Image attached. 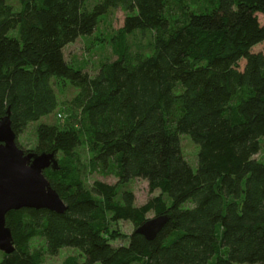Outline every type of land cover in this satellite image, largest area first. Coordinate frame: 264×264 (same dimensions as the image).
<instances>
[{
    "label": "trees",
    "instance_id": "1",
    "mask_svg": "<svg viewBox=\"0 0 264 264\" xmlns=\"http://www.w3.org/2000/svg\"><path fill=\"white\" fill-rule=\"evenodd\" d=\"M9 1L0 0V118L9 114L20 147L27 125L58 105L53 79L76 89L68 107L79 116L64 128L37 125L35 153L55 154L43 174L66 208L8 211L14 249L0 251V264H40L36 237L47 254L80 251L82 263L62 264H264V160L255 158L264 54L251 49L264 41V0H207L181 23L169 17L175 0ZM114 7L124 12L110 38L114 59L94 76L69 66L63 48ZM136 33L148 45H132ZM181 134L198 145L195 170ZM81 145L115 183L86 187ZM133 178L159 194L136 205L122 188ZM149 211L168 216L153 239L136 231ZM119 220L134 228L115 246L104 235Z\"/></svg>",
    "mask_w": 264,
    "mask_h": 264
},
{
    "label": "rangeland",
    "instance_id": "2",
    "mask_svg": "<svg viewBox=\"0 0 264 264\" xmlns=\"http://www.w3.org/2000/svg\"><path fill=\"white\" fill-rule=\"evenodd\" d=\"M211 1L213 2L214 0ZM88 2L91 3L94 2V0H88ZM8 3L11 4L14 9H19L20 7L17 0H11ZM171 3L169 17L172 21L181 23L186 20L190 12H198L203 6L208 4V1L183 0V4H180L178 0H175ZM123 17L124 12L120 8H110L109 11L99 19L96 29L91 35L80 36L63 48V55L66 63L73 68L87 71L91 76L97 74L103 63L114 59L110 47V38L117 27L121 25ZM258 19L261 24H264V15L258 14ZM130 41L132 45L146 46L148 45V35L142 36L139 33H136L130 38ZM251 49L255 52L261 51L264 54V41L254 45ZM243 63L244 61L241 60L240 65L242 66ZM53 86L58 100L56 109L37 122L29 123L23 132L17 137L20 148L25 152H35L37 144L35 129L38 124L45 122L47 124H54L60 128H64L70 125V123L75 122L74 118H78L79 116L78 112L74 113L68 107V102L76 93V89L68 82H63L62 80L57 79H53ZM180 148L186 161L192 169L195 170L197 166L198 145L187 134H181ZM77 150L82 157L81 173L83 174V180L87 188H90L95 180L110 184L116 182L117 179L113 175L93 167L91 162L92 155L86 146L81 145ZM255 158L258 160H264V137L260 140V150L255 155ZM122 188L134 193V203L136 205H141L149 197L159 194L158 190L149 192L147 182L142 178H133L122 184ZM153 216L155 215L152 211H149L146 214L147 218H152ZM133 228L131 222L126 220L110 222L108 230L104 236L115 246L125 244L127 243V237ZM30 245L32 249H38L42 252L40 264H62L63 260L68 256L78 257L79 263H82L83 261L80 251L75 247H62L56 254L51 255L45 253L44 242L40 237L33 238ZM94 264L99 263L96 262Z\"/></svg>",
    "mask_w": 264,
    "mask_h": 264
},
{
    "label": "water",
    "instance_id": "3",
    "mask_svg": "<svg viewBox=\"0 0 264 264\" xmlns=\"http://www.w3.org/2000/svg\"><path fill=\"white\" fill-rule=\"evenodd\" d=\"M53 152H25L16 143L9 114L0 118V251L14 249L5 214L22 207L48 209L61 213L66 206L50 186L43 169L55 167ZM168 220L167 214L147 218L136 231L146 239H153Z\"/></svg>",
    "mask_w": 264,
    "mask_h": 264
},
{
    "label": "built area",
    "instance_id": "4",
    "mask_svg": "<svg viewBox=\"0 0 264 264\" xmlns=\"http://www.w3.org/2000/svg\"><path fill=\"white\" fill-rule=\"evenodd\" d=\"M59 117H60V115H59Z\"/></svg>",
    "mask_w": 264,
    "mask_h": 264
}]
</instances>
